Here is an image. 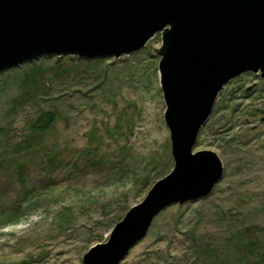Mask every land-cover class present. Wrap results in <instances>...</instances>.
<instances>
[{
  "label": "rangeland",
  "instance_id": "374dc122",
  "mask_svg": "<svg viewBox=\"0 0 264 264\" xmlns=\"http://www.w3.org/2000/svg\"><path fill=\"white\" fill-rule=\"evenodd\" d=\"M118 58L41 55L0 71V264H83L173 167L155 49ZM45 111L46 128L32 126ZM264 78L220 90L195 150L221 179L152 220L119 264L264 263Z\"/></svg>",
  "mask_w": 264,
  "mask_h": 264
},
{
  "label": "water",
  "instance_id": "95a60500",
  "mask_svg": "<svg viewBox=\"0 0 264 264\" xmlns=\"http://www.w3.org/2000/svg\"><path fill=\"white\" fill-rule=\"evenodd\" d=\"M157 33L173 167L83 264H119L162 209L207 195L221 179L218 154L193 147L230 79L264 78V0H0V71L41 55L118 58Z\"/></svg>",
  "mask_w": 264,
  "mask_h": 264
},
{
  "label": "trees",
  "instance_id": "16d2710c",
  "mask_svg": "<svg viewBox=\"0 0 264 264\" xmlns=\"http://www.w3.org/2000/svg\"><path fill=\"white\" fill-rule=\"evenodd\" d=\"M55 113L52 111H45L41 112L34 120L32 123V126L34 128H39V129H46L55 119ZM6 213L9 214H15L17 213V207H10L8 208L7 212H4V214H1L2 216L1 219H4L3 215H6ZM260 264V263H259ZM264 264V263H262Z\"/></svg>",
  "mask_w": 264,
  "mask_h": 264
}]
</instances>
